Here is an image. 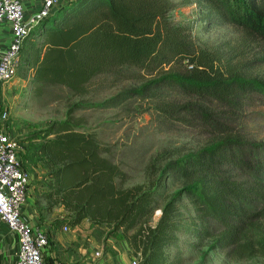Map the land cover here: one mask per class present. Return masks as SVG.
<instances>
[{
	"label": "trees",
	"instance_id": "trees-1",
	"mask_svg": "<svg viewBox=\"0 0 264 264\" xmlns=\"http://www.w3.org/2000/svg\"><path fill=\"white\" fill-rule=\"evenodd\" d=\"M210 2L222 22L264 42V0ZM173 7L172 0H70L31 28L21 62L35 81L76 92L95 76L124 66L157 72L127 94L146 97L165 88L182 90L210 108L168 101L161 112L184 107L210 125L217 124L212 116L219 107L239 112L252 95L264 97V78L246 77L197 45L189 27L170 17ZM222 136L169 161L148 189L119 188L115 180L124 177L122 169L104 155L94 135L79 131L69 118L34 133L28 156L46 164L44 196L71 214L61 229L85 219L113 223L114 230L132 228L127 240L142 256L138 264H180L170 249L179 245L181 233L212 237L210 249L235 246L242 256L253 257L264 251V157L257 156L264 144L249 142L233 130ZM175 177L183 184L168 196V183ZM185 198L195 213L189 222L181 212ZM158 208L161 216L155 225L143 222ZM216 224L224 227L218 235Z\"/></svg>",
	"mask_w": 264,
	"mask_h": 264
},
{
	"label": "rangeland",
	"instance_id": "rangeland-1",
	"mask_svg": "<svg viewBox=\"0 0 264 264\" xmlns=\"http://www.w3.org/2000/svg\"><path fill=\"white\" fill-rule=\"evenodd\" d=\"M172 1L174 7L170 17L175 23L189 27L197 45L214 52L246 77L264 78L262 40L236 24L222 22L210 0ZM156 76L157 72L124 66L95 76L85 89L76 92L61 84L35 81L32 70L23 67L21 62L18 75L9 83L0 84V112L8 109L7 131L21 139L20 159L30 173L32 202L41 223L49 225L50 233L60 228L71 214L64 206L44 196L48 181L46 164L36 155L31 158L28 155L29 148L36 142L34 133L41 134V130L54 121L69 118L79 131L94 135L103 146L104 155L124 172V177L115 180L122 189L151 188L165 164L214 142L227 130H233L249 142L264 144V97L252 95L239 112L219 107L212 116L217 124L210 125L184 107L170 114L161 112V106L168 101L182 102V105L193 102L195 108H210L182 90L165 88L146 97L127 94ZM262 148L257 156L264 157V146ZM182 184V179H171L166 195ZM164 202L160 200V205ZM181 212L187 222L195 216L189 199L182 202ZM160 216L158 208L143 222L155 225ZM223 228L216 224L215 235ZM81 231L88 254L102 257L101 246L116 252L113 248L120 250L119 247L126 244L132 250V260L137 259L139 263L142 259L140 252L135 254L127 240L135 231L132 228L114 230L113 223L98 225L85 219ZM212 239L181 233L179 245L172 247L170 253L180 258V264H264V251L246 257L235 246L213 250L210 249Z\"/></svg>",
	"mask_w": 264,
	"mask_h": 264
},
{
	"label": "built area",
	"instance_id": "built-area-1",
	"mask_svg": "<svg viewBox=\"0 0 264 264\" xmlns=\"http://www.w3.org/2000/svg\"><path fill=\"white\" fill-rule=\"evenodd\" d=\"M29 1L37 7L27 14L24 0H0V26L9 24L12 31L9 44L0 42V84L9 83L18 75L22 48L31 28L70 0ZM8 118L9 111L4 108L0 112V218L19 236L17 264H68L47 259L48 230L33 226L23 216L29 197L30 173L20 159L22 142L7 131ZM73 228L65 226L63 231L70 232ZM131 264H138V260H132Z\"/></svg>",
	"mask_w": 264,
	"mask_h": 264
},
{
	"label": "crops",
	"instance_id": "crops-1",
	"mask_svg": "<svg viewBox=\"0 0 264 264\" xmlns=\"http://www.w3.org/2000/svg\"><path fill=\"white\" fill-rule=\"evenodd\" d=\"M26 13H31L37 5H33L29 0H24ZM11 27L9 24L0 26V42L3 45L9 44L11 40ZM29 197L23 208V216L30 221L35 227L50 228L49 225L41 223L39 214L32 202L33 192L29 189ZM47 229V230H48ZM49 246L45 248L47 259L52 261H64L68 264H131L132 250L126 244L119 248L101 246L103 250L102 257L96 254H88L87 243H83V232L81 224L74 227L70 232H65L58 228L50 233L49 229ZM51 237V238H50ZM20 242L18 234L11 230L9 226L0 218V264H17L19 259ZM96 253V252H95Z\"/></svg>",
	"mask_w": 264,
	"mask_h": 264
}]
</instances>
